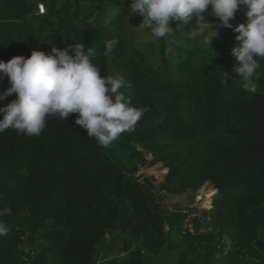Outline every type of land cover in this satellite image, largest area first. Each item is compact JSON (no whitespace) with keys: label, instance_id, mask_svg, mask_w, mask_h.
<instances>
[{"label":"trees","instance_id":"1","mask_svg":"<svg viewBox=\"0 0 264 264\" xmlns=\"http://www.w3.org/2000/svg\"><path fill=\"white\" fill-rule=\"evenodd\" d=\"M34 1L0 0V60L83 42L96 50L102 75L112 67L128 84L125 96L148 110L108 147L87 137L77 114L49 117L39 137L0 133V209H11L0 217L9 228L0 236V264H148L146 254L165 247L175 251L174 264H264V59L252 94L224 82L239 43L231 28H218L211 46L183 28L167 38L142 28L150 38L140 41L134 28L143 17L128 15L131 0L111 11L105 0ZM245 11L233 26L247 22ZM113 37L119 43L106 56ZM8 87L0 72V95ZM13 99H0V107ZM158 164L168 170L160 185L140 173ZM207 182L216 190L212 206L193 218L192 232L184 227L190 213L165 209L157 190L196 192ZM112 231L139 245L99 261L98 245Z\"/></svg>","mask_w":264,"mask_h":264},{"label":"clouds","instance_id":"2","mask_svg":"<svg viewBox=\"0 0 264 264\" xmlns=\"http://www.w3.org/2000/svg\"><path fill=\"white\" fill-rule=\"evenodd\" d=\"M242 5L247 22L233 26L230 21ZM206 11L219 18L216 27L205 17ZM133 14L143 17L139 27L150 30L156 38L171 37L177 28H183L187 29L186 35L203 36L211 46L218 28L233 29L239 42L231 49L236 62L232 75L224 72V82L239 83L252 94L260 91L264 0H131L128 15ZM118 43L115 37L106 40L104 55L111 54ZM95 55L93 47L76 41L69 47H53L50 53L33 50L27 57L16 55L7 62L0 60V72L7 75L10 83L0 99L15 94V99L0 107V133L13 130L18 135L39 137L49 117L66 120L71 114H77L75 124L86 130L87 137L103 147L123 133L134 131L148 109L137 107L121 91L128 86L122 76L102 75L100 66L93 63ZM6 214H11L10 208L0 209V217ZM8 232V226L0 220V236Z\"/></svg>","mask_w":264,"mask_h":264},{"label":"rangeland","instance_id":"3","mask_svg":"<svg viewBox=\"0 0 264 264\" xmlns=\"http://www.w3.org/2000/svg\"><path fill=\"white\" fill-rule=\"evenodd\" d=\"M121 0H105V6L107 11H111L115 8L116 4ZM131 3L127 6V10ZM133 24H130V27ZM136 30L135 37L140 41H145L150 38V35L142 28H134ZM117 74L112 67H110V75ZM147 158L151 159V155L144 151ZM167 168H164L161 164L155 166H144L141 168L140 173H148L156 176V184L160 185L167 174ZM205 191V192H204ZM216 190L213 186L207 182L202 188L196 192L187 191L183 194H173L169 190L158 188L157 192L162 197V203L167 210H182L189 212V217L184 225L185 228L190 231L196 230V226L193 218L199 214L200 210L210 208L212 206V197ZM200 232L206 231L204 225H200ZM133 242L134 246H138L139 243L134 241L127 234L112 231L106 235L103 241L97 248V259L99 261H105L110 259H122L128 252L125 250L126 244ZM175 251L167 249L166 247L159 256L146 254V261L148 264H174Z\"/></svg>","mask_w":264,"mask_h":264},{"label":"built area","instance_id":"4","mask_svg":"<svg viewBox=\"0 0 264 264\" xmlns=\"http://www.w3.org/2000/svg\"><path fill=\"white\" fill-rule=\"evenodd\" d=\"M34 5H35V12L37 14L41 15V14L45 13V5H44V3L40 2V1H34Z\"/></svg>","mask_w":264,"mask_h":264},{"label":"bare ground","instance_id":"5","mask_svg":"<svg viewBox=\"0 0 264 264\" xmlns=\"http://www.w3.org/2000/svg\"><path fill=\"white\" fill-rule=\"evenodd\" d=\"M205 192V191H204Z\"/></svg>","mask_w":264,"mask_h":264}]
</instances>
